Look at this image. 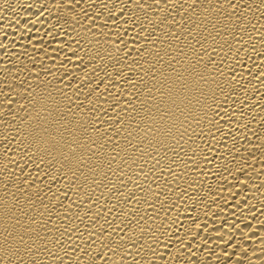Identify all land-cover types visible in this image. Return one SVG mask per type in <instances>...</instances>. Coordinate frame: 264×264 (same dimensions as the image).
<instances>
[{
    "label": "bare ground",
    "instance_id": "obj_1",
    "mask_svg": "<svg viewBox=\"0 0 264 264\" xmlns=\"http://www.w3.org/2000/svg\"><path fill=\"white\" fill-rule=\"evenodd\" d=\"M0 264H264V0H0Z\"/></svg>",
    "mask_w": 264,
    "mask_h": 264
}]
</instances>
